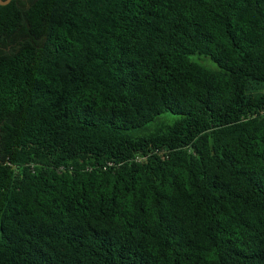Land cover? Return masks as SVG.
<instances>
[{
	"label": "trees",
	"instance_id": "obj_1",
	"mask_svg": "<svg viewBox=\"0 0 264 264\" xmlns=\"http://www.w3.org/2000/svg\"><path fill=\"white\" fill-rule=\"evenodd\" d=\"M0 264H264V0L0 5Z\"/></svg>",
	"mask_w": 264,
	"mask_h": 264
},
{
	"label": "rangeland",
	"instance_id": "obj_2",
	"mask_svg": "<svg viewBox=\"0 0 264 264\" xmlns=\"http://www.w3.org/2000/svg\"><path fill=\"white\" fill-rule=\"evenodd\" d=\"M193 59L195 61H198V57H193ZM204 64L210 68V69H217V66L215 63H213L212 61H210L209 59H207L206 61H204Z\"/></svg>",
	"mask_w": 264,
	"mask_h": 264
},
{
	"label": "water",
	"instance_id": "obj_3",
	"mask_svg": "<svg viewBox=\"0 0 264 264\" xmlns=\"http://www.w3.org/2000/svg\"><path fill=\"white\" fill-rule=\"evenodd\" d=\"M11 0H0V5L4 6L6 4H8Z\"/></svg>",
	"mask_w": 264,
	"mask_h": 264
}]
</instances>
